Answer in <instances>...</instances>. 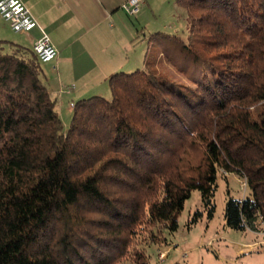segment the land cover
Here are the masks:
<instances>
[{"label": "trees", "instance_id": "1", "mask_svg": "<svg viewBox=\"0 0 264 264\" xmlns=\"http://www.w3.org/2000/svg\"><path fill=\"white\" fill-rule=\"evenodd\" d=\"M178 3L188 43L151 41L187 82L117 73L109 100L71 104L66 130L33 49L0 41V264H150L191 194L188 226L210 221L231 175L249 195L226 198V226L264 229V0Z\"/></svg>", "mask_w": 264, "mask_h": 264}, {"label": "rangeland", "instance_id": "2", "mask_svg": "<svg viewBox=\"0 0 264 264\" xmlns=\"http://www.w3.org/2000/svg\"><path fill=\"white\" fill-rule=\"evenodd\" d=\"M125 18L130 24L129 38L125 43V62L121 70L111 71L132 73L137 69L153 67L157 75L163 78L186 83L185 75L189 70L186 61H182L177 54L174 56L171 49L165 48L157 41H151L155 34L162 33L179 37L186 44L188 43L187 12L179 5L178 0H155L153 6L143 9L140 15ZM0 41L27 47L23 35L13 33L1 17ZM164 54L169 55L171 60L166 59ZM43 69L49 79L51 95L58 101L57 112L65 130L72 119L71 100L77 102L94 96L108 100L111 98L109 78L99 80L98 70H65L64 72L48 70L46 66H43ZM78 73L80 81L72 82V77ZM59 90L63 92L58 95ZM71 90H77L78 95L67 96ZM247 195H249L248 188H245L244 192L240 178L231 175L225 180L219 177L213 219L208 221L203 218L198 223L188 226L194 211L202 210L199 192H193L178 217L177 231L173 235H166L169 245H154L146 249L150 264H264V244H257L259 241H264L263 227L260 225L258 232L249 230L240 232L229 229L224 220L226 198L240 200ZM164 250H169V253L163 261H159L158 254Z\"/></svg>", "mask_w": 264, "mask_h": 264}, {"label": "crops", "instance_id": "3", "mask_svg": "<svg viewBox=\"0 0 264 264\" xmlns=\"http://www.w3.org/2000/svg\"><path fill=\"white\" fill-rule=\"evenodd\" d=\"M21 1L49 35L57 50L55 60L43 64L48 70H98V79L104 80L117 74L111 70L123 68L125 43L129 38L130 27L125 17H130L120 8L127 0ZM154 3L155 0H145L138 15ZM39 37L38 28L23 35L25 46L32 48ZM79 81L78 73L72 77V82ZM48 87L50 90L49 79ZM61 92L63 90H59L58 95ZM77 95V90L67 93L71 97ZM72 103L75 102L71 100L70 104ZM259 243L264 244V241L257 242Z\"/></svg>", "mask_w": 264, "mask_h": 264}, {"label": "built area", "instance_id": "4", "mask_svg": "<svg viewBox=\"0 0 264 264\" xmlns=\"http://www.w3.org/2000/svg\"><path fill=\"white\" fill-rule=\"evenodd\" d=\"M145 0H127L121 6L122 12L128 17L139 14ZM0 17L8 25L9 29L15 34H28L33 29L38 28L40 37L34 42L32 49L38 60L45 64L55 60L57 50L52 45L49 35L38 25L30 10L21 0H0ZM244 192L246 182L242 180ZM259 231V226L257 231ZM169 250L159 252L158 260L163 261L168 255Z\"/></svg>", "mask_w": 264, "mask_h": 264}]
</instances>
